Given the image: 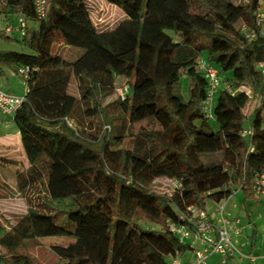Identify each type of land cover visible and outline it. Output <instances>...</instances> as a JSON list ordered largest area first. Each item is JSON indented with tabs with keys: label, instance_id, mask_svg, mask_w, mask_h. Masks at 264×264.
<instances>
[{
	"label": "trees",
	"instance_id": "16d2710c",
	"mask_svg": "<svg viewBox=\"0 0 264 264\" xmlns=\"http://www.w3.org/2000/svg\"><path fill=\"white\" fill-rule=\"evenodd\" d=\"M104 1L123 15L113 27L95 24L85 0H45L41 19L33 0L1 1L8 26L12 15L26 22L30 53L0 51V79L27 69L7 117L28 163L19 188L39 195L0 226V264H35L26 250L42 242L59 264H172L193 251L168 228L188 207L236 191L247 217L263 206L264 0ZM200 62L220 79L209 111ZM156 179L180 188L157 195Z\"/></svg>",
	"mask_w": 264,
	"mask_h": 264
},
{
	"label": "rangeland",
	"instance_id": "374dc122",
	"mask_svg": "<svg viewBox=\"0 0 264 264\" xmlns=\"http://www.w3.org/2000/svg\"><path fill=\"white\" fill-rule=\"evenodd\" d=\"M1 1L2 0H0V8L2 3ZM85 1L89 5L91 17L95 24H103L108 27H113L123 19L121 11L117 7L106 3L104 0ZM9 22L10 26L14 27L17 24L16 17L13 15L9 16ZM7 26V21H5L4 16L0 13V31L5 30ZM11 37L13 38L5 39L0 37V51L12 50L30 53L29 50L20 42L21 38L18 32L13 31ZM13 80L15 83L14 86L17 90L16 92L23 93L24 85L21 76L17 75L13 78ZM187 84L188 82L186 80L182 79L180 81V94L184 100H187L188 98ZM126 87V80H119L116 91L117 95H119L120 91L124 93ZM0 88L3 91H7V87L4 85H1ZM244 91L246 94L251 95L248 88H245ZM117 95L115 94L114 97ZM110 98L111 97H108L107 100ZM215 100L216 94L213 96L212 105ZM254 104V100H252L246 109L248 114L252 111ZM17 133V127L12 121H10L7 125H0V138L5 136L12 137L9 139L8 146L0 144V157L9 161L8 164L0 167V226L5 230H7L6 222L14 224L23 214L26 213L29 206L31 207L37 203L39 195V187H34L33 189L26 191L19 188V179H17L16 173L25 169L28 166V163L22 149L18 145L17 139L13 138V136ZM151 189L160 196H169L172 192L170 181L167 179H156L152 183ZM233 202H239V207L242 208V196L240 193L237 192L235 196L231 197L229 204ZM214 209L215 202L207 201L206 211L212 214ZM261 210L264 213V203ZM256 214L257 212L254 213V216L252 217L253 219L257 218ZM240 218H242L241 221L243 220V223L248 222V218L243 212H241ZM257 225L259 228H264V220H260ZM26 251L33 258L35 264H59L57 257L49 250L45 242L30 244ZM208 258H210L209 264H220V259H224V257L216 253H211L208 255L207 259Z\"/></svg>",
	"mask_w": 264,
	"mask_h": 264
},
{
	"label": "built area",
	"instance_id": "2783aa9c",
	"mask_svg": "<svg viewBox=\"0 0 264 264\" xmlns=\"http://www.w3.org/2000/svg\"><path fill=\"white\" fill-rule=\"evenodd\" d=\"M33 3L37 18H43L45 0H33ZM257 18L259 22L264 20V8L262 12L257 14ZM25 27L26 22L22 18H19L14 27L7 26L4 31L8 35L12 34L13 31L18 32L19 35H23ZM258 67L264 75V61ZM200 68L205 71L206 78L210 84V90L204 106V109L209 111L214 92L220 85V79L216 69L205 68L202 62H200ZM18 75L26 79L27 69H18ZM240 90L244 91L245 87H241ZM124 93L120 91L119 95L122 96ZM23 99L24 96H17L0 89V114L12 116L21 106ZM169 181L172 191L180 188V184L176 180L170 179ZM257 192L264 195V190L261 188H258ZM227 200L216 202L212 214L204 209L190 206L186 213L181 216L180 220L184 223L168 222V228L177 237L178 242L180 244H187L193 250L185 261L179 256H175L172 264H206V259L211 253L222 255L224 257V264L225 260L230 257L237 258L240 262L248 259L235 244L237 237L241 234L242 226L240 218L227 209Z\"/></svg>",
	"mask_w": 264,
	"mask_h": 264
},
{
	"label": "crops",
	"instance_id": "0c3cea01",
	"mask_svg": "<svg viewBox=\"0 0 264 264\" xmlns=\"http://www.w3.org/2000/svg\"><path fill=\"white\" fill-rule=\"evenodd\" d=\"M5 72H6V76L0 79V84L7 87L6 88L7 91L5 92L15 94L18 96H24L26 92V86H25L24 80L22 79V82L24 85L23 93L16 92L17 90L14 86L15 83H14L13 78H15L17 75H15L13 72H11L8 69H6ZM10 121H11L10 117L0 114V125L2 124L7 125ZM10 138L12 137L5 136L3 138H0V144H4L5 146H8ZM13 138L17 139L18 145L21 148L19 133L14 135ZM237 192L240 193L239 191H236L234 196L236 195ZM259 197L264 199V195H260ZM230 200H231V197L228 198V200L226 201V207L229 211H231L234 215H237L239 218H240L241 212H243L244 215L247 216V214L245 213L243 209V205H242V208H240L238 204L239 202H233L229 204ZM256 215H257V218L253 219L252 217L254 216V212L251 213L250 217H247L248 218L247 223H243L242 222L243 220L241 221L242 218H240L242 231H241V234L237 237V242L235 243L236 246L239 248L240 252L243 255L247 256L248 259H245L242 262H240L237 258L230 257L225 260V264H264V228H259L257 225V223L260 220L261 221L264 220V213L262 210H260L259 212H257ZM209 260L210 258L206 259V264H209ZM223 260L224 259H220V264H224Z\"/></svg>",
	"mask_w": 264,
	"mask_h": 264
}]
</instances>
